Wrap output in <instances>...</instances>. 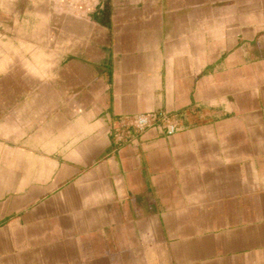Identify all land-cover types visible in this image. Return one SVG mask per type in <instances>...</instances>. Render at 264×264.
<instances>
[{
	"label": "crops",
	"instance_id": "crops-1",
	"mask_svg": "<svg viewBox=\"0 0 264 264\" xmlns=\"http://www.w3.org/2000/svg\"><path fill=\"white\" fill-rule=\"evenodd\" d=\"M0 264H264V0H0Z\"/></svg>",
	"mask_w": 264,
	"mask_h": 264
},
{
	"label": "bare ground",
	"instance_id": "bare-ground-1",
	"mask_svg": "<svg viewBox=\"0 0 264 264\" xmlns=\"http://www.w3.org/2000/svg\"><path fill=\"white\" fill-rule=\"evenodd\" d=\"M169 117H167L165 115H162L161 116V119L163 121L162 123H168V121H170ZM155 120H156V115H154V114H145V115H140V116H137V117H129V118H127L126 122H128L131 125V127H133L135 130L143 131V130L147 129L148 127H150L153 124V122H155ZM170 126H172V125H170Z\"/></svg>",
	"mask_w": 264,
	"mask_h": 264
},
{
	"label": "trees",
	"instance_id": "trees-1",
	"mask_svg": "<svg viewBox=\"0 0 264 264\" xmlns=\"http://www.w3.org/2000/svg\"><path fill=\"white\" fill-rule=\"evenodd\" d=\"M110 17H111L110 7L107 6L106 12L103 13V16H102V18H103V22H104L105 24H108V23H109V20H110Z\"/></svg>",
	"mask_w": 264,
	"mask_h": 264
}]
</instances>
